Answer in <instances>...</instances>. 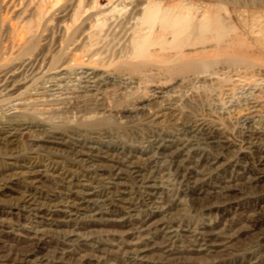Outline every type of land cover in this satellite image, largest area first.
Returning a JSON list of instances; mask_svg holds the SVG:
<instances>
[{
	"label": "rangeland",
	"instance_id": "374dc122",
	"mask_svg": "<svg viewBox=\"0 0 264 264\" xmlns=\"http://www.w3.org/2000/svg\"><path fill=\"white\" fill-rule=\"evenodd\" d=\"M146 1L0 0V264H264V0H154L229 28L243 55L199 68L159 23L137 57ZM175 137L198 143L179 164Z\"/></svg>",
	"mask_w": 264,
	"mask_h": 264
},
{
	"label": "bare ground",
	"instance_id": "6f19581e",
	"mask_svg": "<svg viewBox=\"0 0 264 264\" xmlns=\"http://www.w3.org/2000/svg\"><path fill=\"white\" fill-rule=\"evenodd\" d=\"M231 1L232 2H236V1L239 2V0H231ZM246 1H248L252 6L254 5L256 7H260V6L263 5V3H262L263 0H246ZM206 8L208 9V7H206ZM207 9L206 10H201L200 8L196 7V5L193 4V3H188L187 5L182 4L181 6H175V7L174 6H172V7L169 6V8H163L158 2L155 3L154 0H151V1H148V2L146 1V4H144L142 6L141 11H140L141 19H140L139 23L142 24V25H145L147 27H145L146 29H141L139 31V36H140V38L142 37V39H140L139 42L137 41L136 45H134V51L137 54V57H139V58L145 57V55H146L145 51L146 50L148 51V48L150 46V44L147 43L146 41L148 40V37L151 34V30H153V27L155 25H157V23H159V25H161V27H162V31H163L164 34L170 33V32L172 34L171 42L170 41L165 42V44L163 46H170V48L172 47V49L175 50L176 56L178 57V59H180L183 64L185 63V65H188V66L194 67V68H196V67L199 68L201 66L202 67L206 66L209 63L207 58L209 57V55H212V54L213 55H217V56H227V58H229L231 60H236L238 55H243L242 51L236 52V53L232 52V50L229 49L232 45H229V44L225 43L224 40L222 39V37L224 36V34L227 33V30H229V28L226 27L221 20H218V24L210 23L208 21V16H207V11L208 10ZM197 12H201L202 13V18L200 20L196 18ZM254 21L258 22V17L257 16L254 17ZM259 22L262 23L263 21H259ZM254 26L255 25H253V27ZM258 33H259V31L256 34H258ZM207 34H210L211 36L208 37ZM192 37L195 38L194 43H193L192 46L199 45V46H201L202 49L206 48L207 46H208V48H210V50L198 51V54L195 55L199 59L197 61H195L194 58L192 60L191 55H186L183 52V48H185V46H186L185 44H187L189 42V39L192 38ZM256 43H257V41H256ZM162 48H164V47H162ZM5 50H7V48L6 49L4 48L3 50L0 49V62H4L7 59L6 58L7 53L5 52ZM0 67H3V66H0ZM91 75L92 74H90V73H83V72H82V74L80 73L74 79L75 86H72V87L74 89L78 88L79 90L80 89L82 90V88L83 89H85V88L86 89H88V88H96L97 85H99L100 83L98 81H96L94 79L95 77H92ZM5 76L6 75L4 73L0 72V83L3 82ZM60 79L61 78L52 77V78H50L47 81L49 83L48 84L49 85L48 86V89H49L48 92L52 93L54 91L60 90V88L62 86L60 84H57V82H59ZM52 97H53V99L55 101L66 100L67 99V98L59 97L57 95H52ZM23 106H26V104H23ZM12 110H13V108L8 109L5 112L7 114V116H12L13 114H15V113H12ZM16 111L18 112V110L14 108L13 112H16ZM252 127H254V126H252ZM254 131H255V129H254ZM201 140L204 141L205 144L209 145V146L210 145H214V146L216 145L217 146L219 144L218 143L219 141H216V138L211 133L206 134L203 139L201 137ZM164 142H165V144H160L159 146L156 147L157 150L158 151H162V149L167 148V146H165L166 143L167 144H170V143L172 144V143L175 142L176 150H175V152H173V156H174L173 157V163H176V164H179L178 161H177L178 158L185 156L186 154H188V152L190 153L191 150H193L198 144L196 142V140L189 141V140H185L183 138H178V137L176 138V140L175 139L174 140L173 139H171V140L168 139L167 141H164ZM150 158H151L152 162H157V160H158V157H156V156L155 157H150ZM171 167H172L171 165H168V166L162 165L159 169L155 170V173H156V175L161 173V174H164L165 176H168V173L171 170L170 169ZM137 173H140V172H137ZM154 178L150 179L151 180L150 182L152 184L147 186L149 188V190L147 189L148 192H147L145 198H147L148 202L152 201L153 198H155L157 193L167 189L166 185H163V187H162L161 184H156V179H154ZM156 206H158V205H156ZM143 220H145V219H143ZM139 224H140V222H139ZM168 231H169V229H168ZM171 232H168V233H171Z\"/></svg>",
	"mask_w": 264,
	"mask_h": 264
}]
</instances>
